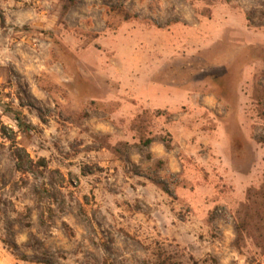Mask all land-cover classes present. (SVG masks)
Wrapping results in <instances>:
<instances>
[{
    "label": "rangeland",
    "instance_id": "374dc122",
    "mask_svg": "<svg viewBox=\"0 0 264 264\" xmlns=\"http://www.w3.org/2000/svg\"><path fill=\"white\" fill-rule=\"evenodd\" d=\"M249 201L264 0H0V264H264Z\"/></svg>",
    "mask_w": 264,
    "mask_h": 264
},
{
    "label": "trees",
    "instance_id": "16d2710c",
    "mask_svg": "<svg viewBox=\"0 0 264 264\" xmlns=\"http://www.w3.org/2000/svg\"><path fill=\"white\" fill-rule=\"evenodd\" d=\"M150 139H147L144 143L149 145ZM247 207L242 215L237 214L235 220V228L237 231L236 248L241 246L239 242L242 240V234L244 233L249 237L251 244L264 255V209L259 206L257 202L249 201ZM252 227V231H250Z\"/></svg>",
    "mask_w": 264,
    "mask_h": 264
}]
</instances>
